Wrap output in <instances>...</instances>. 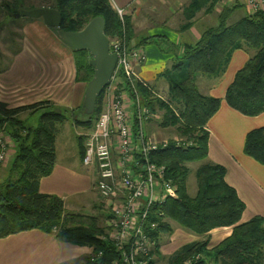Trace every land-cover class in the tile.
Returning <instances> with one entry per match:
<instances>
[{
	"label": "trees",
	"instance_id": "1",
	"mask_svg": "<svg viewBox=\"0 0 264 264\" xmlns=\"http://www.w3.org/2000/svg\"><path fill=\"white\" fill-rule=\"evenodd\" d=\"M212 2L214 0H191L184 8L187 21L181 30L188 29L195 13ZM16 4V0L0 1L8 11L14 9L12 13L19 11L15 9ZM44 7L56 8L60 12V30L77 31L91 18L101 16L109 40L122 33L121 21L109 0H55L53 5ZM235 7H223L216 25L202 31L198 41L186 45L182 57L161 73L168 84V99L154 95L146 82L135 80V89L143 104L152 111H162L159 125L175 127L179 136L177 142L172 138L165 146L148 154L152 164L164 167V178L175 186L174 197L153 202L148 207L144 224L148 230L145 232L154 241L152 255L158 253L159 235L171 231L170 220L196 235L206 236L215 228L232 227L230 234L212 247L208 246V236L183 244L169 257L168 264H204L206 260L216 264H264V218L255 215L247 221H240L245 204L235 188L226 182L223 165H199L195 170V194L190 196L187 192V163L200 162L207 157L209 133L205 126L221 102L217 97L200 93L196 77L218 76L232 52L241 45L254 49L255 53L235 72L226 87L224 101L245 116L264 112V10L247 13L228 24ZM124 27L126 39L130 40L129 17H125ZM53 30L56 32L55 28ZM148 39L152 37L142 39V43ZM72 52L75 78L87 84L93 74L88 63L90 54L86 50ZM131 83L125 81L124 88L133 96ZM104 90L97 98L92 115L71 117L75 126L87 130L93 127L102 108ZM171 103L179 104L177 110ZM75 108L83 111L81 106ZM74 110L55 107L49 101L12 108L0 101V130L8 135L15 147L7 175L0 183V238L39 229L54 234L61 242L91 247L92 254L78 264H121L120 251L108 239L106 224L100 226L91 216L69 214L61 197L39 192L40 178L49 175L55 163L58 126L65 120L67 111ZM21 112H40V116L35 125H29L18 116ZM133 130H136L134 126ZM82 139L83 135H78L81 156L84 150ZM243 152L264 166V125L246 133ZM139 157L137 155L136 160L142 163ZM128 166L138 173L139 166L134 162ZM100 201L105 207L103 199ZM102 215L107 222L109 212L104 211Z\"/></svg>",
	"mask_w": 264,
	"mask_h": 264
},
{
	"label": "crops",
	"instance_id": "2",
	"mask_svg": "<svg viewBox=\"0 0 264 264\" xmlns=\"http://www.w3.org/2000/svg\"><path fill=\"white\" fill-rule=\"evenodd\" d=\"M109 2L112 7L125 9L131 24L130 41L143 47L145 51V60L135 65L137 78L146 82L151 92L163 100H166L163 98L164 95L168 99V84L161 77V73L182 57L186 45H193L198 41L202 31L216 25L217 16L223 7L236 5L233 13L241 10L240 17L251 13L246 6V0H214L211 5L208 4L195 13L191 18L192 25L188 29L181 30L187 21L184 8L191 0H109ZM239 7L242 9H237ZM236 21L227 23L232 24ZM21 31L26 43L24 53L15 54L10 47L11 43L8 44L0 37V48L4 49L3 52L0 50V101L6 103L9 108L40 101H49L59 108H75L82 104L86 83L75 78L72 49L41 19L25 23ZM146 37L152 39L144 40L142 43V39ZM254 53V49L241 45L232 52L227 65L218 76L196 77L200 93L221 100L218 110L206 123L205 128L209 133L207 157L199 163L200 165L216 163L224 166L226 182L235 188L238 197L245 204L241 222L255 215L264 218V166L243 152L246 133L252 128L264 125V112L256 116H245L226 104L224 93L235 72ZM17 71L28 75L31 81L23 85L19 83L13 74ZM29 115H31L29 112H21L18 116L25 120ZM60 126L61 124L55 137L56 160ZM83 133L75 132L76 135ZM10 144L13 148L11 140ZM13 153L11 150L0 167L6 175ZM68 153V160L63 165H57L55 160L53 167L65 173L66 189L58 191L52 187L56 180L50 173L40 178L39 191L61 197L65 211L69 214L91 216L96 220H102V225L106 224V218L102 217L105 207L93 186L96 169L83 167L79 147L68 149ZM193 170L195 173L196 167L189 168V175ZM4 179L5 177L0 178V183ZM169 223L170 226L172 223L179 226L175 221L170 220ZM181 228L159 235L158 253L153 256V264H168L169 257L180 246L202 240L206 236L208 246L212 247L228 236L232 227L215 228L206 236L196 235ZM176 235L179 236V242ZM210 241L215 244L211 245ZM91 254V247L61 242L54 234L39 229L21 231L0 238V264H78L84 262ZM204 264L216 263L206 260Z\"/></svg>",
	"mask_w": 264,
	"mask_h": 264
},
{
	"label": "built area",
	"instance_id": "3",
	"mask_svg": "<svg viewBox=\"0 0 264 264\" xmlns=\"http://www.w3.org/2000/svg\"><path fill=\"white\" fill-rule=\"evenodd\" d=\"M246 6L251 13L264 10V0H246ZM116 10L122 18V10ZM109 50L118 55L116 68L105 87L101 111L84 135L81 161L85 166H95L93 186L109 212L107 237L120 251L121 264H151L154 241L145 232L148 230L144 224L148 207L174 197L175 186L164 178V167L152 164L148 154L165 146L167 140L161 143L144 131V124L159 117L143 104L135 89V65L145 60L144 49L127 41L123 28L120 36L109 40ZM118 75L122 79L113 85ZM125 81L132 82L133 96L124 88ZM10 146L8 135L0 130V161L7 158ZM137 155L142 163L136 160ZM133 162L139 166L138 173L128 166Z\"/></svg>",
	"mask_w": 264,
	"mask_h": 264
},
{
	"label": "rangeland",
	"instance_id": "4",
	"mask_svg": "<svg viewBox=\"0 0 264 264\" xmlns=\"http://www.w3.org/2000/svg\"><path fill=\"white\" fill-rule=\"evenodd\" d=\"M7 1H11V0H7ZM54 2H55V0H16L17 4L15 5L16 6L15 9H17V10H28V9H32L35 7L50 6V5H53ZM117 8H119V7L114 6L113 10L115 11L119 21H121V25H122V29H123V28H125L124 27L125 17H128V16L126 15L125 9L120 8L122 10V18H120L119 14L117 13V10H116ZM237 9H242V7H239ZM248 10H249V8H248ZM13 11H14V9H11L8 11L7 9H5L3 6L0 5V37H3L8 44L11 43L10 47L12 48V51L15 54H19V53H24L23 50L26 49V43L24 42V36L22 34V31H21L22 27L24 26L25 23H29V22L33 21V19H36V18H30V17L23 16V15L15 16V14L12 13ZM240 14H241V10H236L231 15L228 22H232L233 20L234 21L238 20L239 18H241ZM127 41H130V40L128 39ZM134 45H136V44H134ZM0 50H1V52H3V50H4L3 47L0 48ZM13 74L15 76V79L19 83H21L22 85L28 84L31 81V79L28 75H26L25 73H21L20 71H17ZM120 79H122V77L120 75L115 77V79H113V81H112L113 85L117 84L118 80H120ZM103 97H104V94H103ZM163 98L167 99L165 97V95L163 96ZM79 106H81V104ZM171 106L177 110V108L179 107V104L178 103H171ZM73 109H75L73 112L67 111L66 118L60 126L61 127L60 128V134L58 135V138H57L58 139V145L56 147V156H58V158H57V160L56 159L55 160L57 161V163H58L57 165H59V166L63 165L68 160V157H67L69 154L68 149H71V148L77 149L78 148V135H76L75 132L76 131L84 132L82 134L83 139H84V135L86 136L87 133L91 130V128L89 130H87V129H84V127H82V126H75L73 124L72 118H71L73 115H76L78 118H84L85 117V114H83L82 110H77V108H73ZM154 111L159 115V117L157 119L155 117L156 120L153 118L151 121H149L147 126L144 124V131L146 132V134L154 135L157 139L162 140L161 143L164 142V140L165 141L167 140V142H168L172 138L177 142L179 140L178 139L179 136H178V133H177L175 127H161L159 125V122H160L161 117H162V115H161L162 111L160 109H155ZM39 113L40 112H36V114L34 113V114L29 115L28 118L25 119V123L29 124V125H35L37 120L39 119V116H40ZM83 139H82V141H83ZM10 140L11 139L9 138V141ZM12 144H13V142H12ZM11 147H12V145L8 149L6 157L9 156V154L11 153V150H12V152L15 151L14 144H13V148H11ZM13 155H14V153H13ZM5 161H6V158L3 161H0V167L3 166L2 164ZM81 163H82V161H81ZM187 165L189 166L188 168L192 167L194 169V167H196V169H197L198 166L200 165V163L197 164L195 162H191V163H188ZM196 165H198V166H196ZM53 167H52V170L50 173L55 178L56 184L52 185V187H54L58 191L66 189L65 183H67V181L65 180V177H66L65 173L60 171L59 168L53 169ZM83 167L85 169L95 168L93 163L88 165V166L83 165ZM4 177H6V174L1 169L0 170V178L2 179ZM95 180H96V177H95ZM187 182H188V185H187L188 194L190 196H193L195 194V191H196V180H195L194 170L190 172V175L188 176ZM98 196L101 198V196L99 194H98ZM105 211H107L106 208H105ZM96 223L99 224L100 226H102L103 222H102V220L100 221L97 219ZM171 227H172L171 231L174 230V232L177 228H181L179 226H176V224H174V223L171 224ZM181 229H183V228H181ZM183 230H185V229H183ZM185 231H187V230H185ZM176 238H177V242H179V239H178L179 236L176 235ZM210 244L214 245L215 242L213 243L210 241ZM160 254H161V251H160Z\"/></svg>",
	"mask_w": 264,
	"mask_h": 264
},
{
	"label": "water",
	"instance_id": "5",
	"mask_svg": "<svg viewBox=\"0 0 264 264\" xmlns=\"http://www.w3.org/2000/svg\"><path fill=\"white\" fill-rule=\"evenodd\" d=\"M14 14L41 19L45 25L55 28L57 36L72 50L88 51L90 54L88 63L93 68V74L87 82L81 106L85 115H92L99 94L113 76L118 58L117 53L109 50V39L104 33L103 17L91 18L77 31H63L59 29L61 16L56 8L42 6L19 10Z\"/></svg>",
	"mask_w": 264,
	"mask_h": 264
}]
</instances>
